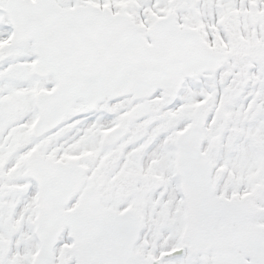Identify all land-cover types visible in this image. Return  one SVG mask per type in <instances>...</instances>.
Instances as JSON below:
<instances>
[{
    "label": "snow or ice",
    "instance_id": "1",
    "mask_svg": "<svg viewBox=\"0 0 264 264\" xmlns=\"http://www.w3.org/2000/svg\"><path fill=\"white\" fill-rule=\"evenodd\" d=\"M0 264H264V0H0Z\"/></svg>",
    "mask_w": 264,
    "mask_h": 264
}]
</instances>
